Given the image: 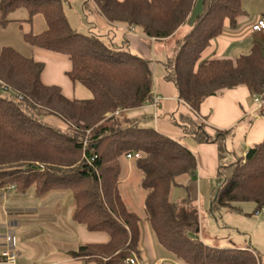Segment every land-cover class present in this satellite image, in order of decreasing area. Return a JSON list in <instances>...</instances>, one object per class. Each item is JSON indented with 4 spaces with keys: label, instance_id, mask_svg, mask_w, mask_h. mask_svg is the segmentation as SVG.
Segmentation results:
<instances>
[{
    "label": "trees",
    "instance_id": "1",
    "mask_svg": "<svg viewBox=\"0 0 264 264\" xmlns=\"http://www.w3.org/2000/svg\"><path fill=\"white\" fill-rule=\"evenodd\" d=\"M92 1L111 24L137 28L157 41L173 40L167 46L164 76L191 115L181 114L183 135L198 144L217 145L218 189L210 211L236 209L240 202H253L254 211H264V137L242 157L225 162L226 141L233 129H215L209 134L195 116L209 96L245 87L262 101L264 116V51L253 42L235 58L201 59L210 40L220 35L225 20L236 28L246 15L242 0H200L189 31L175 33L192 14L197 0H84ZM24 8L30 24L40 14L45 29L27 30L23 39L32 47L64 54L71 67L66 76L80 82L91 98L67 97L58 85L43 83L44 63L12 46L0 50V187L13 186L18 193L34 187L35 195L64 190L73 200L72 219L88 231L105 232L108 240L86 243L71 251L73 257L93 258L97 264H122L139 253V221L147 220L157 243L184 264H260L258 253L246 248H219L200 240L196 232L199 213L187 194L173 201V187L186 189L197 171V159L178 140L136 122L122 126L119 110L143 106L151 98L152 61L131 53L125 42L116 45L106 38L81 33L70 25L63 0H0V24L7 13ZM166 43V42H165ZM164 45V44H163ZM50 114L65 122L61 128L42 120ZM85 142V143H84ZM127 153H138L130 166L141 172L139 185L146 193L142 214L125 203L120 182L128 168Z\"/></svg>",
    "mask_w": 264,
    "mask_h": 264
},
{
    "label": "crops",
    "instance_id": "2",
    "mask_svg": "<svg viewBox=\"0 0 264 264\" xmlns=\"http://www.w3.org/2000/svg\"><path fill=\"white\" fill-rule=\"evenodd\" d=\"M247 2L254 5L245 8L244 0H242V7L246 15L239 18L236 28H230L228 21L225 20L222 33L210 40L209 45L201 53V59L235 58L237 57L235 54L247 52L253 42H258L264 51V30L256 35H247L250 26L264 16V0H248ZM90 4L100 14L92 1L88 2L87 7ZM198 6L193 9L188 21L178 29L175 36L182 29L192 26L193 19L200 8ZM39 15H35L30 24L25 22V31L30 30L33 33H39L45 29L44 19ZM100 19L104 20L101 21V28L104 30L107 28L112 29L113 24L109 23L101 14ZM116 27V31H119V34L121 33L119 35L121 43L125 42L124 44L129 50L131 48L135 49L139 55L151 60L152 57H155L158 50L155 48L154 51L150 49L147 42H158L164 44L162 46L165 48H162L166 57L168 49L165 46L167 44L165 42L170 39L164 42L157 41L139 33L136 28L123 25H117ZM115 36H117L116 33ZM32 51V57L35 60L41 61L34 56L36 52L38 57L44 55V58L41 59L48 61L46 62L48 64L43 62L44 70L41 76L43 83L58 85L67 97L75 98L74 93L77 85L65 75L66 71L71 67L68 57L62 56V54L48 55L36 47H33ZM152 69L154 79V62H152ZM169 83L170 85L167 84L164 88H160L162 91L156 89L152 84V90L160 97L159 105L154 108H158L165 102L166 107L174 110L172 108L173 105L170 104L176 100L182 106V114L191 115L187 105L178 98L177 90L171 87L173 84ZM147 104L150 103H145L144 105ZM259 108L260 106L253 101L252 94L247 88L237 87L225 91L223 95L207 97L201 103L198 113L195 116L192 115V117L197 124L205 123V129L209 134H213L215 129H233L234 133L229 137L231 144L234 145L233 142H235V146L241 147V153H243L252 145L259 143L264 137V116L259 115ZM128 111L129 109L119 110L116 115H121ZM177 137L174 136V138ZM178 141L188 147L197 159V171L185 189L187 194L190 193L193 199L197 200L206 195L210 196L211 204L212 192L209 188V180L211 177L216 178L218 167L217 145L214 143L198 144L193 138L184 135ZM129 161L127 160V173L121 183L127 181L129 172L132 170ZM12 191H15L14 188L0 187V264H97L93 258L73 257L70 254L71 251L77 250L80 245L106 242L109 238L105 232L88 231L84 225L73 221V200L69 204L67 215L65 216L67 219L62 224V227L58 226L54 231L57 235L56 238H45L44 228L61 222V211L56 208H49L48 205L52 203V199L54 201L61 198H63L61 200L66 199V193H62L64 190L51 191L38 196L39 201H42V205L39 207L40 205L38 206V203H36L32 206L33 209L29 207L30 202L26 203L18 195L14 196ZM258 214L259 211L256 215ZM25 231L27 232L24 234ZM139 231V253L135 254L136 264H184L171 256L167 250L157 243L147 220L139 221ZM19 232H22L27 239L25 240L22 237L23 234H19ZM30 232H32V235ZM9 234L17 235L14 245V250L17 254L15 263H9L1 259V253L8 246L6 235ZM122 264L129 263L123 262Z\"/></svg>",
    "mask_w": 264,
    "mask_h": 264
},
{
    "label": "rangeland",
    "instance_id": "3",
    "mask_svg": "<svg viewBox=\"0 0 264 264\" xmlns=\"http://www.w3.org/2000/svg\"><path fill=\"white\" fill-rule=\"evenodd\" d=\"M247 1L248 0H244L245 8L254 5L249 4ZM83 3L84 0H63V7L72 28L81 33H88L91 31L103 36L104 38H106V34H111L112 38L115 39L116 45H121L122 43L119 37L121 33L119 34V31L117 32L115 30L114 32L117 34V36H114L113 33L110 31V28H107L105 30L101 28V21L104 20L100 19V14H98L92 4H90L88 7H84ZM196 5L200 6V0H197ZM197 6H195V8ZM27 17L28 13L24 8H18L7 13L6 18L10 19V23H7L5 25L0 24V50L2 46H12L17 51L26 56H33V47L26 43L23 39V34L25 32L24 19H26ZM1 18L2 15L0 13V19ZM189 29L190 28L182 29L176 35V38L182 37L189 31ZM136 31L141 33V31L137 28ZM173 40L166 41V48L169 43L170 46L173 44ZM147 43L149 44V48L153 51L154 48L158 50V52L155 54V57L151 58V61L154 62L155 66L153 86L156 87V89H158L159 91H162L160 88H164V86L167 84L170 85V83L166 81L164 76L165 71L163 64L166 58L165 52L162 48L164 46H162L163 43L158 42ZM40 50L44 53H47L48 55H61L60 53L56 54V52L44 50L41 48ZM130 51L131 53L139 54L138 51H136L135 49L131 48ZM240 53L235 54V56H238ZM34 56L42 62H48L44 59H41L44 58V55H40V57H38L35 52ZM62 56H64V54H62ZM75 84L77 85L74 93L75 98L88 99L93 96L92 92L80 82H75ZM171 87L176 90L175 86L171 85ZM0 94L4 95L5 92L0 89ZM170 105H173L172 108L174 110H171L169 109V107H166L165 102L158 108H154L151 104H147L141 107L131 108L128 112L121 115H117L116 118L119 120L122 126L128 125L132 122H136L140 127L153 128L170 138L179 140L181 136H183V131L181 128L182 106L178 104L176 100ZM42 120L46 123L65 128V122H63V120L58 118L57 116L45 114L42 116ZM174 136L178 137L174 138ZM233 143L234 145L231 144L230 138L227 139V152L224 158L225 162H234L236 159L242 156L241 147L235 146V142ZM140 178L141 172L136 168H132V170H130L129 172V177L127 181L124 183L120 182L119 187L123 199L128 204V206L137 213L142 214L143 200L146 191L139 185ZM218 186L219 182L217 181V179L215 177H211V179L209 180V188L212 192V198L214 197ZM12 193L14 196L18 195L26 203L30 202L29 207L32 209V206H34L36 203H38V206L40 205L39 207H41L42 205V201H39V197L35 195L33 186L30 187L25 193H18L16 191H12ZM62 193H66V199L61 200L63 199L61 198L57 199L56 201L52 199V203L48 205L49 208H56L61 211V222L51 224L44 228L45 238L47 239H55L57 236L54 232L55 229L58 226L62 227V224L67 219L65 216L67 215L69 204L72 203V197L69 191H62ZM188 194L190 195V193ZM186 195L187 191L184 188H172L171 199L173 201L181 200ZM190 197L192 196L190 195ZM193 202L198 208L199 226L196 235H198L201 241H203L209 246L219 248H252L258 253L260 264H264V211L259 210V214L256 215V212L254 211L255 204L253 202L246 201L237 203L236 209L223 207L211 212L209 211L210 196L207 195L200 197L198 200L193 199ZM26 232L27 231H25L24 234ZM19 234L23 233L19 232ZM24 234L22 237L26 240L27 237L24 236ZM30 234L32 235V232H30ZM9 235L11 237H14V239L17 236L16 234Z\"/></svg>",
    "mask_w": 264,
    "mask_h": 264
},
{
    "label": "built area",
    "instance_id": "4",
    "mask_svg": "<svg viewBox=\"0 0 264 264\" xmlns=\"http://www.w3.org/2000/svg\"><path fill=\"white\" fill-rule=\"evenodd\" d=\"M264 30V16L261 17L260 19H258L255 23H253L248 32L247 35H256L259 32H262ZM252 99L253 101L258 104L259 106L261 105L262 101L260 100V98L257 95H252ZM146 103H150L153 107H157L160 103V97L155 94V92L153 90H151V98L146 102ZM85 143V142H84ZM248 150H245L242 153V159H241V163L245 162V157L247 155ZM139 156L138 153H127L126 154V159L127 160H131L133 158H137ZM11 188H14L13 186H10ZM258 213V211H256V214ZM6 240H7V248L1 253V259L3 261L9 262V263H15L16 259H17V254L14 250V245H15V239L14 237H11L9 235H6ZM125 263H129V264H136V258H135V254L132 253L131 255H129L128 257H126L124 259Z\"/></svg>",
    "mask_w": 264,
    "mask_h": 264
}]
</instances>
